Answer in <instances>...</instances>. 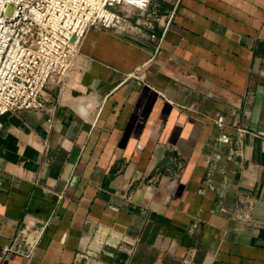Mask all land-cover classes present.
Listing matches in <instances>:
<instances>
[{"label": "crops", "instance_id": "obj_1", "mask_svg": "<svg viewBox=\"0 0 264 264\" xmlns=\"http://www.w3.org/2000/svg\"><path fill=\"white\" fill-rule=\"evenodd\" d=\"M48 93L3 118L0 264H264V0H152Z\"/></svg>", "mask_w": 264, "mask_h": 264}, {"label": "built area", "instance_id": "obj_2", "mask_svg": "<svg viewBox=\"0 0 264 264\" xmlns=\"http://www.w3.org/2000/svg\"><path fill=\"white\" fill-rule=\"evenodd\" d=\"M151 2L0 0V130L3 118L9 115L48 106L55 109L48 92H63L76 70L89 32L127 34L133 29V17L147 12ZM11 5L15 12L8 17ZM147 27L152 30L155 25L148 22ZM151 38L156 39V35ZM243 218L249 220V213ZM35 246L36 243H28L22 254L30 257Z\"/></svg>", "mask_w": 264, "mask_h": 264}, {"label": "rangeland", "instance_id": "obj_3", "mask_svg": "<svg viewBox=\"0 0 264 264\" xmlns=\"http://www.w3.org/2000/svg\"><path fill=\"white\" fill-rule=\"evenodd\" d=\"M14 12H15V6L14 5L9 6L7 9V16L11 17L14 14Z\"/></svg>", "mask_w": 264, "mask_h": 264}]
</instances>
